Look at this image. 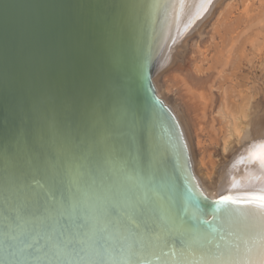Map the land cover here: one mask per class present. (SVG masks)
Returning <instances> with one entry per match:
<instances>
[{"label":"bare ground","instance_id":"6f19581e","mask_svg":"<svg viewBox=\"0 0 264 264\" xmlns=\"http://www.w3.org/2000/svg\"><path fill=\"white\" fill-rule=\"evenodd\" d=\"M217 1L0 0V264L11 259L5 245L6 219L24 201V185L33 170L50 180L57 197L67 200L62 172L70 158L86 155L75 142L91 141L101 132L77 121L50 142L42 136L41 118L34 110L60 72L69 66L83 70L89 60L96 69L97 92L106 96L110 108L128 114L113 129L116 150L128 152L129 135L135 132L145 146L142 157L147 167L155 162L156 149L157 174L165 179L155 191L187 200L190 189L206 212L214 210L217 215L225 208L254 211L247 203L216 202L226 195L246 199L264 193V124L257 137L248 125L235 130L241 151L221 171L216 189L209 191L195 171L180 118L155 83V74L169 63L170 46L198 32ZM154 3L162 7L153 10ZM130 4L139 7H121ZM101 20L116 23L103 34ZM96 181L113 188L117 184L110 174L107 180Z\"/></svg>","mask_w":264,"mask_h":264},{"label":"snow or ice","instance_id":"6c2138e0","mask_svg":"<svg viewBox=\"0 0 264 264\" xmlns=\"http://www.w3.org/2000/svg\"><path fill=\"white\" fill-rule=\"evenodd\" d=\"M160 7L151 5L153 10ZM115 23L101 20V32L107 34ZM95 76L91 60L83 70L66 67L34 108L42 136L50 142L77 121L101 132L91 141L75 142L86 155L70 158L62 172L67 200L33 170L24 185V201L6 219L11 259L5 264H264V193L246 199L223 196L217 204L247 203L254 211L225 208L219 215L206 212L190 189L187 200L160 195L154 186L165 178L157 174L156 149L155 162L147 167L145 146L135 132L129 135L128 152L116 150L113 129L128 114L108 106L106 96L96 90ZM109 174L117 178L115 188L97 184L96 177L107 180Z\"/></svg>","mask_w":264,"mask_h":264},{"label":"rangeland","instance_id":"374dc122","mask_svg":"<svg viewBox=\"0 0 264 264\" xmlns=\"http://www.w3.org/2000/svg\"><path fill=\"white\" fill-rule=\"evenodd\" d=\"M217 2L209 23L177 42L155 76L159 93L180 118L195 171L209 191L241 151L235 130L248 125L257 137L264 124V0Z\"/></svg>","mask_w":264,"mask_h":264},{"label":"water","instance_id":"95a60500","mask_svg":"<svg viewBox=\"0 0 264 264\" xmlns=\"http://www.w3.org/2000/svg\"><path fill=\"white\" fill-rule=\"evenodd\" d=\"M182 39H183V38H182ZM182 39H180V40L174 42V43L170 46V49H169V60H170V57H171V50H172L173 46H174L177 42L181 41ZM168 62H169V61H168ZM168 62H167V63H168ZM166 65H167V64H166ZM166 65H165V66H166ZM165 66H164V67H165ZM164 67H163V68H164ZM163 68H162V69H163ZM160 70H161V69H160ZM160 70H159V71H160ZM159 71H158V72H159ZM158 72H157V73H158ZM157 73L155 74V76L157 75Z\"/></svg>","mask_w":264,"mask_h":264}]
</instances>
